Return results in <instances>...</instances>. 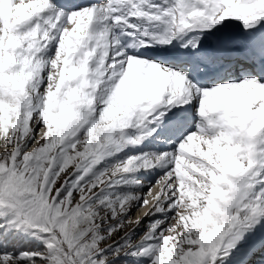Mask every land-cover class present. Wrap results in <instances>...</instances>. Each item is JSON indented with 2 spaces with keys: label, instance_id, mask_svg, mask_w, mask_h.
<instances>
[{
  "label": "snow or ice",
  "instance_id": "1",
  "mask_svg": "<svg viewBox=\"0 0 264 264\" xmlns=\"http://www.w3.org/2000/svg\"><path fill=\"white\" fill-rule=\"evenodd\" d=\"M0 264H264V0H0Z\"/></svg>",
  "mask_w": 264,
  "mask_h": 264
},
{
  "label": "bare ground",
  "instance_id": "2",
  "mask_svg": "<svg viewBox=\"0 0 264 264\" xmlns=\"http://www.w3.org/2000/svg\"><path fill=\"white\" fill-rule=\"evenodd\" d=\"M138 215H142L141 213H139Z\"/></svg>",
  "mask_w": 264,
  "mask_h": 264
}]
</instances>
